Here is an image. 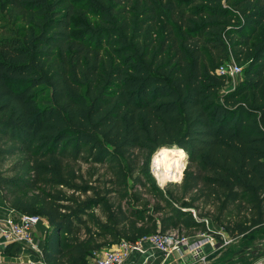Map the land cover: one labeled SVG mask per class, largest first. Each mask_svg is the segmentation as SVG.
<instances>
[{
    "label": "trees",
    "instance_id": "obj_1",
    "mask_svg": "<svg viewBox=\"0 0 264 264\" xmlns=\"http://www.w3.org/2000/svg\"><path fill=\"white\" fill-rule=\"evenodd\" d=\"M0 13V189L48 221L45 264L213 233L208 219L232 238L264 226V0H0ZM162 147L188 156L174 187L150 172Z\"/></svg>",
    "mask_w": 264,
    "mask_h": 264
},
{
    "label": "built area",
    "instance_id": "obj_2",
    "mask_svg": "<svg viewBox=\"0 0 264 264\" xmlns=\"http://www.w3.org/2000/svg\"><path fill=\"white\" fill-rule=\"evenodd\" d=\"M241 71L242 67L235 62H231L229 65H222L218 69L219 74L229 76L239 75ZM41 220L42 217L40 215L18 213L13 210L11 216L0 222L3 244L19 243L24 247L28 246L32 250L37 251L38 247L34 242V230ZM174 231L177 230H170L165 233L158 232L134 243L121 241L113 249H104L103 252L98 254L95 264H125L133 251L146 252L145 243H150L155 249L163 253L166 258L175 251H179L182 259L192 257L194 260L206 262L208 255L202 254L205 245L210 244L213 250L218 252L221 248L236 242V238L230 237L225 231L200 232L195 239L180 235ZM184 249L187 250V253L183 251ZM252 264H264V256L255 260Z\"/></svg>",
    "mask_w": 264,
    "mask_h": 264
},
{
    "label": "crops",
    "instance_id": "obj_3",
    "mask_svg": "<svg viewBox=\"0 0 264 264\" xmlns=\"http://www.w3.org/2000/svg\"><path fill=\"white\" fill-rule=\"evenodd\" d=\"M12 211L13 209L8 205L3 196V192L0 189V222L11 216ZM48 228V221L45 218H42V220L36 225L34 230V242L37 245L38 250H32L28 246H23L21 254L17 257L6 256L3 254L7 245L3 244V238L0 233V264H33L40 259L43 261L42 250ZM213 231L223 232V230L219 228L213 229ZM235 244L236 243H232L224 248H221L218 252H215L210 244L205 245L203 247L202 254L204 253L208 255V257L206 262H202L199 260H194L192 257H186L182 259L179 251H175L172 255L166 258L163 253L155 249L150 243H145L144 247L146 249V252L141 253L139 251H133L130 257L126 260L125 264H220V260L218 258L220 256V253L222 252V249L235 246ZM103 250L95 253V257L91 258L89 264H95L97 255L103 252ZM183 251L187 253L186 249H184ZM231 260L233 259L228 260V264H230Z\"/></svg>",
    "mask_w": 264,
    "mask_h": 264
},
{
    "label": "rangeland",
    "instance_id": "obj_4",
    "mask_svg": "<svg viewBox=\"0 0 264 264\" xmlns=\"http://www.w3.org/2000/svg\"><path fill=\"white\" fill-rule=\"evenodd\" d=\"M0 19H5L4 15L2 13H0ZM231 77H232V81H230L227 88H232L236 84L239 75L231 76ZM156 153H154L152 155V157L150 158V172H151L152 176L154 177L156 183L161 188L171 186L172 184H173L172 187H174V184L181 183V181L183 179V175H184V170L186 169V167L188 165V161H189L188 158H186V164H185V167L182 171V175L177 180L168 181L166 184L162 185L158 180V177L155 173V168H154V158H155ZM12 162H14V159L11 160L9 162V164H11ZM99 169H101L99 174H94L92 177H90L94 168H91L90 165H87V164L82 165V172L85 174L86 178H88L89 180H91V179L96 180L100 174H104L105 167H103V168L99 167ZM201 207H203V206L201 205ZM206 209H210V206H208ZM208 226L212 230L219 228V229H222L223 231H225L221 226L214 224L210 219H208ZM171 232H173V231H171ZM174 232H177L180 235H186L191 239H195L196 235L198 234L197 233L196 235H191L189 232H187L185 230L182 231L181 229H177V231H174ZM235 243H236L235 246L222 249V252L220 253V256L218 258L220 260V264H228L229 259H233V260H231L230 264H232V263L233 264L234 263L235 264H251V263H253L255 260L264 256V226L261 227L259 230H256L254 232H251L249 234H246V235H243L241 237L236 238ZM114 247L115 246H110V247H106L105 249H113ZM33 264H45V262L40 259L39 261H36Z\"/></svg>",
    "mask_w": 264,
    "mask_h": 264
},
{
    "label": "bare ground",
    "instance_id": "obj_5",
    "mask_svg": "<svg viewBox=\"0 0 264 264\" xmlns=\"http://www.w3.org/2000/svg\"><path fill=\"white\" fill-rule=\"evenodd\" d=\"M187 153L181 148L162 147L155 154L154 168L159 182L164 185L175 181L181 175L186 164Z\"/></svg>",
    "mask_w": 264,
    "mask_h": 264
}]
</instances>
